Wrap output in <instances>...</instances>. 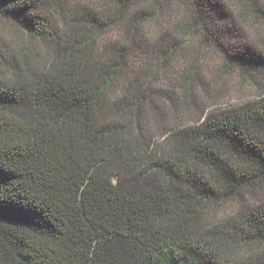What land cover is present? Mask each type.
<instances>
[{"label": "trees", "instance_id": "16d2710c", "mask_svg": "<svg viewBox=\"0 0 264 264\" xmlns=\"http://www.w3.org/2000/svg\"><path fill=\"white\" fill-rule=\"evenodd\" d=\"M0 21V264H264V0H0ZM208 47L255 99L205 114Z\"/></svg>", "mask_w": 264, "mask_h": 264}, {"label": "rangeland", "instance_id": "374dc122", "mask_svg": "<svg viewBox=\"0 0 264 264\" xmlns=\"http://www.w3.org/2000/svg\"><path fill=\"white\" fill-rule=\"evenodd\" d=\"M264 25L259 26V28L254 25L249 27L248 35L250 36L251 42L253 44H260L262 28ZM14 35L15 37L20 36V32L11 27L8 23L0 21V37H7V35ZM200 40H195V42L190 46L186 51V54L177 58L172 62L173 73L178 76L190 65L188 58H195L196 54L201 53ZM183 57V58H182ZM203 73L202 76L206 80L207 88L205 90L197 91V100L199 104L205 108V114L207 115L210 111L215 108L226 107L228 105H238L245 101L255 99L258 94L257 91L246 83L243 86L239 85L235 80V73L232 71L226 79H223L224 76L221 75L220 80L216 81V71H219L222 68L221 57L218 52L212 48H206L204 52V59H202ZM208 66V67H207ZM178 77H175L177 79ZM261 81V80H260ZM173 85V83H171ZM175 88V86H173ZM264 201V197L262 199Z\"/></svg>", "mask_w": 264, "mask_h": 264}]
</instances>
